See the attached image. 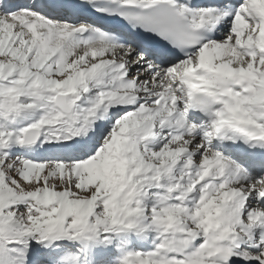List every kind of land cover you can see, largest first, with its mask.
<instances>
[{
  "label": "snow or ice",
  "instance_id": "snow-or-ice-1",
  "mask_svg": "<svg viewBox=\"0 0 264 264\" xmlns=\"http://www.w3.org/2000/svg\"><path fill=\"white\" fill-rule=\"evenodd\" d=\"M0 264H264V0H0Z\"/></svg>",
  "mask_w": 264,
  "mask_h": 264
}]
</instances>
